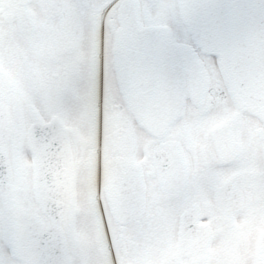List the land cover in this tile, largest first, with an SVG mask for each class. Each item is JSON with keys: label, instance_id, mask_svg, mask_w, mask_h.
<instances>
[{"label": "flooded vegetation", "instance_id": "af4514ba", "mask_svg": "<svg viewBox=\"0 0 264 264\" xmlns=\"http://www.w3.org/2000/svg\"><path fill=\"white\" fill-rule=\"evenodd\" d=\"M182 28L177 0H0V264H264V98ZM37 121L64 134V188L31 149L19 188Z\"/></svg>", "mask_w": 264, "mask_h": 264}, {"label": "water", "instance_id": "95a60500", "mask_svg": "<svg viewBox=\"0 0 264 264\" xmlns=\"http://www.w3.org/2000/svg\"><path fill=\"white\" fill-rule=\"evenodd\" d=\"M178 2L181 19L193 41L205 51L217 55L226 75L231 81L232 78L235 80L236 83L233 84L242 90L264 91V0H178ZM243 75L255 78L258 85L254 87L253 81H241ZM33 127L35 137L33 140L30 139V145L37 153L44 179L50 178L54 181L63 170V154L58 147L64 141V134L59 137L56 133L58 128L48 127L46 123L36 122ZM6 132L7 113L1 108L0 188H8L11 185L7 154L3 147ZM30 234L29 222L22 229L21 235L30 241Z\"/></svg>", "mask_w": 264, "mask_h": 264}, {"label": "rangeland", "instance_id": "374dc122", "mask_svg": "<svg viewBox=\"0 0 264 264\" xmlns=\"http://www.w3.org/2000/svg\"><path fill=\"white\" fill-rule=\"evenodd\" d=\"M183 26V25H182ZM184 30V28H182ZM28 88H30L27 85ZM32 92V91H31ZM31 92L26 94L25 97H21L23 100V107L25 108V102H28L27 99H30ZM30 94V95H29ZM39 98V97H38ZM37 100V98H35ZM39 105V110L37 115L40 118H44L47 114L48 111L45 110L46 108V101L44 97H41V101L37 102ZM28 109V108H27ZM28 137L26 136L19 142V150H18V156H17V163L19 162V176H18V184L19 188H31V182H32V177H31V157L29 155V144H28Z\"/></svg>", "mask_w": 264, "mask_h": 264}, {"label": "bare ground", "instance_id": "6f19581e", "mask_svg": "<svg viewBox=\"0 0 264 264\" xmlns=\"http://www.w3.org/2000/svg\"><path fill=\"white\" fill-rule=\"evenodd\" d=\"M12 181H13V178H12ZM12 186H13V184L11 185V187H12ZM11 187H10V188H11Z\"/></svg>", "mask_w": 264, "mask_h": 264}]
</instances>
